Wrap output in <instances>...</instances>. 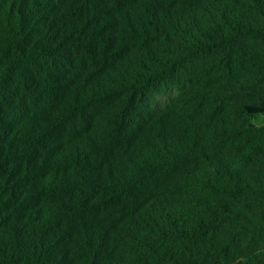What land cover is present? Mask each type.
<instances>
[{
	"label": "trees",
	"instance_id": "16d2710c",
	"mask_svg": "<svg viewBox=\"0 0 264 264\" xmlns=\"http://www.w3.org/2000/svg\"><path fill=\"white\" fill-rule=\"evenodd\" d=\"M264 0H0V264H264Z\"/></svg>",
	"mask_w": 264,
	"mask_h": 264
},
{
	"label": "clouds",
	"instance_id": "9594fccd",
	"mask_svg": "<svg viewBox=\"0 0 264 264\" xmlns=\"http://www.w3.org/2000/svg\"><path fill=\"white\" fill-rule=\"evenodd\" d=\"M250 124L258 129L264 128V121L253 119L250 121Z\"/></svg>",
	"mask_w": 264,
	"mask_h": 264
},
{
	"label": "rangeland",
	"instance_id": "374dc122",
	"mask_svg": "<svg viewBox=\"0 0 264 264\" xmlns=\"http://www.w3.org/2000/svg\"><path fill=\"white\" fill-rule=\"evenodd\" d=\"M254 119L259 120V121H264V115L257 116Z\"/></svg>",
	"mask_w": 264,
	"mask_h": 264
}]
</instances>
